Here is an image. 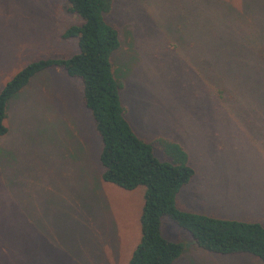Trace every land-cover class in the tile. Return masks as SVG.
I'll return each instance as SVG.
<instances>
[{
  "label": "rangeland",
  "instance_id": "374dc122",
  "mask_svg": "<svg viewBox=\"0 0 264 264\" xmlns=\"http://www.w3.org/2000/svg\"><path fill=\"white\" fill-rule=\"evenodd\" d=\"M67 8L0 0V90L32 62L79 52L62 38L81 23ZM105 19L119 34L113 71L136 134L161 161L156 140L179 144L196 171L178 207L264 226V0H114ZM81 98L80 81L54 68L8 105L0 264H127L139 241L143 190L100 180V141ZM161 232L183 247L174 264H260L202 251L166 217Z\"/></svg>",
  "mask_w": 264,
  "mask_h": 264
},
{
  "label": "trees",
  "instance_id": "16d2710c",
  "mask_svg": "<svg viewBox=\"0 0 264 264\" xmlns=\"http://www.w3.org/2000/svg\"><path fill=\"white\" fill-rule=\"evenodd\" d=\"M113 1L66 0L67 11L81 23L67 28L62 38L77 40L79 52L68 58L32 62L7 81L0 90V137L9 131L4 122L10 101L37 74L61 69L70 79L81 83L82 104L91 116L100 141V180L125 192L143 190L140 237L127 264H174L182 256V245L162 235L164 217L188 232L202 251L219 256L247 255L264 264V226L179 208L178 194L196 174L186 151L177 143L158 139L156 147L166 158L159 160L154 144L138 137L126 117L120 96L122 85L112 65V57L121 42L118 31L105 19ZM209 85L224 92L231 90L218 80L209 81Z\"/></svg>",
  "mask_w": 264,
  "mask_h": 264
}]
</instances>
